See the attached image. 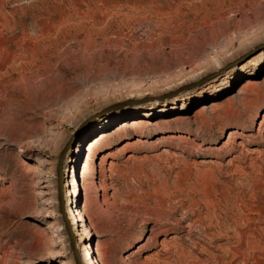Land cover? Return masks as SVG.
<instances>
[{"label":"rangeland","instance_id":"rangeland-1","mask_svg":"<svg viewBox=\"0 0 264 264\" xmlns=\"http://www.w3.org/2000/svg\"><path fill=\"white\" fill-rule=\"evenodd\" d=\"M1 136L0 264H264V0H0Z\"/></svg>","mask_w":264,"mask_h":264},{"label":"bare ground","instance_id":"bare-ground-1","mask_svg":"<svg viewBox=\"0 0 264 264\" xmlns=\"http://www.w3.org/2000/svg\"><path fill=\"white\" fill-rule=\"evenodd\" d=\"M167 23V22H166ZM167 27V26H166ZM172 28V27H171ZM105 31V30H104ZM103 33V32H102ZM168 33V32H167ZM166 33V34H167ZM120 34H121V32H120ZM125 34V33H124ZM174 34H175V32H174ZM104 35V34H103ZM169 35V34H168ZM167 35V36H168ZM102 36V35H101ZM100 37V36H99ZM103 37V36H102ZM113 37V36H112ZM123 37V36H122ZM172 37V36H171ZM105 38H107V37H105ZM110 38V37H109ZM121 39V38H120ZM174 40H175V38H173ZM170 44V43H169ZM173 44H174V42H173ZM168 48V47H167ZM51 57V56H50ZM58 57V56H57ZM155 58V57H154ZM49 59V58H48ZM46 61V60H45ZM151 62V61H150ZM49 63V62H48ZM44 65V64H43ZM28 67V66H27ZM39 71V70H38ZM35 74V73H34ZM236 134V133H235ZM234 133H231V137H230V139H233L236 135H235ZM235 135V136H234ZM1 139H3L2 138V136L0 137V140ZM229 139V140H230ZM239 146V145H238ZM241 146V145H240ZM167 152V151H166ZM48 164H50V165H52L53 166V168L54 167H56V162L55 161H51V163H50V161H49V163ZM59 168V167H58ZM57 168V169H58ZM55 169V168H54ZM61 175H62V177H63V167L61 168ZM64 179V178H63ZM64 188V187H63ZM91 188H92V186H91ZM87 190V189H86ZM84 200H85V204H84V208H86V209H89V208H92V207H99V204H98V201H96V200H94L93 198H92V196H90V194H89V192H87V191H85V196H84ZM105 203H106V201H105ZM106 206V205H105ZM100 208V207H99ZM99 208H97L98 210H100ZM101 209H103V208H101ZM74 210H73V207H71V210L69 211V212H67V218H66V216H64L63 214H64V210H60L59 209V207L58 206H55L53 209H52V213L56 216V217H59V218H61V220L64 222V220H65V222H66V220L68 221V219H69V221H74L73 222V226L75 225L76 226V221L74 220V218H76V214L74 215ZM97 212V211H96ZM107 212V211H106ZM98 213H100V211L98 212ZM106 214V213H105ZM77 215H80V217H82L83 218V216L79 213V214H77ZM104 215V214H103ZM69 216V217H68ZM110 216V215H109ZM82 218H80L79 220H78V222H82L83 221V219ZM64 222V223H65ZM77 222V223H78ZM78 235V234H77ZM92 246H90V245H84V247L81 249V252H82V255H83V258L85 257H90L92 254H94L93 252H90V248H91ZM140 251V249H138V250H136L135 252H139ZM151 256V255H150ZM127 259V258H126ZM150 259V257L148 256H146L145 257V260L146 261H148ZM125 260V259H124ZM96 262H98L97 260H96ZM124 262V261H123ZM131 262V261H130Z\"/></svg>","mask_w":264,"mask_h":264},{"label":"water","instance_id":"water-1","mask_svg":"<svg viewBox=\"0 0 264 264\" xmlns=\"http://www.w3.org/2000/svg\"><path fill=\"white\" fill-rule=\"evenodd\" d=\"M68 149H69V146H67L63 150V152L61 153L60 160H59V168H58V175L60 178L59 179V187H58V193H59L58 200H59L60 207L62 210H64V207H65V198H64V192H63L64 179L61 175V173H62L61 168L63 167V162H64V159L67 155ZM66 229H67L68 235L70 237V243H71V248L74 252L75 262H76V264H82L80 254L76 248L75 237H74V234L72 233V231L70 229L69 224L66 225Z\"/></svg>","mask_w":264,"mask_h":264}]
</instances>
